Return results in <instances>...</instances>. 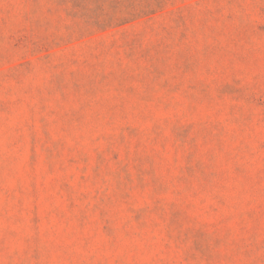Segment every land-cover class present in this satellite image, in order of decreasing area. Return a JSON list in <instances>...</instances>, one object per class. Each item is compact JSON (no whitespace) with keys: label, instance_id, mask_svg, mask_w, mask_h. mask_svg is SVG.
I'll return each mask as SVG.
<instances>
[{"label":"rangeland","instance_id":"obj_1","mask_svg":"<svg viewBox=\"0 0 264 264\" xmlns=\"http://www.w3.org/2000/svg\"><path fill=\"white\" fill-rule=\"evenodd\" d=\"M0 264H264V0H0Z\"/></svg>","mask_w":264,"mask_h":264}]
</instances>
